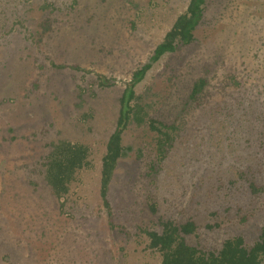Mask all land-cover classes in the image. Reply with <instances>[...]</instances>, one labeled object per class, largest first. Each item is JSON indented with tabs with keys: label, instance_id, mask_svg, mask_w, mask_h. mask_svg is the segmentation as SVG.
<instances>
[{
	"label": "rangeland",
	"instance_id": "obj_1",
	"mask_svg": "<svg viewBox=\"0 0 264 264\" xmlns=\"http://www.w3.org/2000/svg\"><path fill=\"white\" fill-rule=\"evenodd\" d=\"M189 1L0 0V264H160L142 232L160 220H193L187 241L204 251L234 235L252 245L264 225V0H206L195 41L137 85L175 142L153 174L154 135L130 127L108 197L114 230L101 204L122 91ZM58 140L90 150L64 212L44 181Z\"/></svg>",
	"mask_w": 264,
	"mask_h": 264
},
{
	"label": "trees",
	"instance_id": "obj_2",
	"mask_svg": "<svg viewBox=\"0 0 264 264\" xmlns=\"http://www.w3.org/2000/svg\"><path fill=\"white\" fill-rule=\"evenodd\" d=\"M205 3L206 0L189 1L186 10L177 16L162 41L156 45L148 62L132 73L130 81L122 91L115 128L106 142L100 167L99 196L110 229L114 230L115 227L108 199L110 185L119 162L133 151L131 146L123 144L125 133L130 127H136L154 135L155 158L150 169L156 174L173 147L178 131L176 125L164 124L152 118L143 97L137 95L135 89L162 57L173 54L180 47H187L195 41V31L203 18ZM52 66L59 69L64 67ZM72 68L81 70L78 67ZM97 80L100 87H109L114 82L103 75H98ZM205 86L204 79L197 80L192 87L190 100H195ZM89 155L88 146L81 143L67 140L51 143L50 152L43 163L44 181L57 199L60 212H64L78 175L90 166ZM248 188L252 195L263 191L255 182H250ZM148 208L152 214H156L155 203L148 202ZM158 226L160 231L142 232L148 239V248L160 254V264H264V225L259 229V234L252 245H247L242 235H234L226 238L220 249L212 251H204L188 243L187 238L195 235L198 228L193 220L184 223L160 220ZM207 227L211 228L210 225Z\"/></svg>",
	"mask_w": 264,
	"mask_h": 264
}]
</instances>
